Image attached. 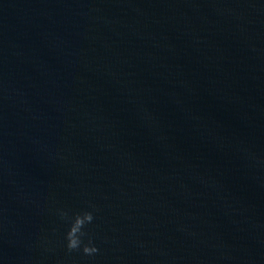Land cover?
Wrapping results in <instances>:
<instances>
[{
  "label": "water",
  "instance_id": "95a60500",
  "mask_svg": "<svg viewBox=\"0 0 264 264\" xmlns=\"http://www.w3.org/2000/svg\"><path fill=\"white\" fill-rule=\"evenodd\" d=\"M0 264H264V0H0Z\"/></svg>",
  "mask_w": 264,
  "mask_h": 264
}]
</instances>
